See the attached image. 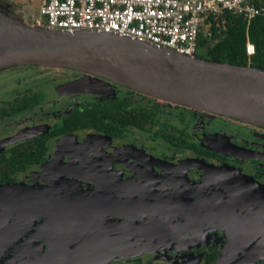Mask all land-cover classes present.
Here are the masks:
<instances>
[{"label": "flooded vegetation", "instance_id": "af4514ba", "mask_svg": "<svg viewBox=\"0 0 264 264\" xmlns=\"http://www.w3.org/2000/svg\"><path fill=\"white\" fill-rule=\"evenodd\" d=\"M19 68L61 74L16 88L2 101L0 160L8 177L0 186L76 198L82 215L133 225L118 226L119 239L86 245L82 257L96 264H264L263 127L168 107L118 86L104 95L64 90L83 77L78 71L27 65L0 74ZM107 96L145 103L152 120L140 127L142 118L128 123L115 115V127L100 130L91 109ZM14 151L25 165L14 163ZM46 221L43 215L22 229L0 261L46 243L36 236Z\"/></svg>", "mask_w": 264, "mask_h": 264}, {"label": "water", "instance_id": "95a60500", "mask_svg": "<svg viewBox=\"0 0 264 264\" xmlns=\"http://www.w3.org/2000/svg\"><path fill=\"white\" fill-rule=\"evenodd\" d=\"M27 65L81 72L82 78L62 86L78 87L79 93L107 94L112 91L109 81L164 101L168 107L264 128V69L220 63L195 53L183 55L116 34L28 25L22 15L14 18L0 10V72ZM0 188V255L22 229H29L43 215L47 219L36 233L46 243L33 244L0 264H96L97 259L81 256L85 246L103 238L119 239L114 231L118 226H133L110 216L99 222L82 215L83 204L78 206L76 198L62 201L22 185ZM134 231L127 232V240L137 235Z\"/></svg>", "mask_w": 264, "mask_h": 264}, {"label": "built area", "instance_id": "2783aa9c", "mask_svg": "<svg viewBox=\"0 0 264 264\" xmlns=\"http://www.w3.org/2000/svg\"><path fill=\"white\" fill-rule=\"evenodd\" d=\"M232 12L264 16V0H40L37 24L61 31L116 34L183 55L196 52L207 18ZM255 52L251 43L246 53Z\"/></svg>", "mask_w": 264, "mask_h": 264}, {"label": "trees", "instance_id": "16d2710c", "mask_svg": "<svg viewBox=\"0 0 264 264\" xmlns=\"http://www.w3.org/2000/svg\"><path fill=\"white\" fill-rule=\"evenodd\" d=\"M206 23L209 25L208 31L210 34H206L204 29L200 30L195 52L197 56L220 63L227 62L232 65H249L264 69V16H256L249 20L232 12H223L218 16L210 15ZM247 43L254 46L255 52L251 56L246 53ZM107 82L110 86L125 88L127 93L141 95L143 99L148 98V96L129 90L121 85ZM144 104L138 102L134 105L131 99L126 96H114L113 98L96 101L91 109L93 122L98 121L99 129L106 131L107 126L115 127L114 121L116 118L114 116L116 115L125 118L128 123L142 118L136 125L139 124L140 127H143L149 120H152V115L149 110H146ZM172 107L179 106L174 105ZM152 108L157 109L158 106L153 105ZM147 116H149V119ZM109 119H112V122ZM14 157L16 158L14 163L26 164L22 159L23 157L18 156L15 151ZM3 165L5 164H2L0 160V182L8 177V172L1 170ZM10 165L12 164H7V166Z\"/></svg>", "mask_w": 264, "mask_h": 264}, {"label": "rangeland", "instance_id": "374dc122", "mask_svg": "<svg viewBox=\"0 0 264 264\" xmlns=\"http://www.w3.org/2000/svg\"><path fill=\"white\" fill-rule=\"evenodd\" d=\"M39 6L40 0H0V10L11 16H20L19 14L22 13V17L28 25H36V22L40 19ZM60 74L61 72L57 69L44 70L39 74V70L36 68H19L1 73L0 106L3 105L2 101L5 102L11 98L14 89L18 88V90L23 91L26 85L35 82V80H42L41 78L58 79ZM50 84H53V82Z\"/></svg>", "mask_w": 264, "mask_h": 264}]
</instances>
